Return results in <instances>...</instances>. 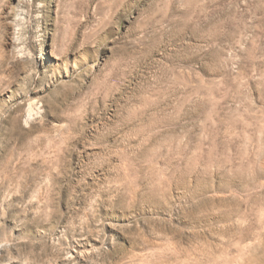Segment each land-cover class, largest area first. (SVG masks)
I'll list each match as a JSON object with an SVG mask.
<instances>
[{
	"label": "rangeland",
	"instance_id": "374dc122",
	"mask_svg": "<svg viewBox=\"0 0 264 264\" xmlns=\"http://www.w3.org/2000/svg\"><path fill=\"white\" fill-rule=\"evenodd\" d=\"M264 0H0V264H264Z\"/></svg>",
	"mask_w": 264,
	"mask_h": 264
},
{
	"label": "bare ground",
	"instance_id": "6f19581e",
	"mask_svg": "<svg viewBox=\"0 0 264 264\" xmlns=\"http://www.w3.org/2000/svg\"><path fill=\"white\" fill-rule=\"evenodd\" d=\"M262 250H263V252H264V248H263Z\"/></svg>",
	"mask_w": 264,
	"mask_h": 264
}]
</instances>
